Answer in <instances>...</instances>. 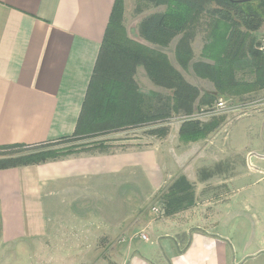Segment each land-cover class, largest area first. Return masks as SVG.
I'll use <instances>...</instances> for the list:
<instances>
[{
    "label": "crops",
    "instance_id": "0c3cea01",
    "mask_svg": "<svg viewBox=\"0 0 264 264\" xmlns=\"http://www.w3.org/2000/svg\"><path fill=\"white\" fill-rule=\"evenodd\" d=\"M113 3L0 0V146L74 132ZM231 120L208 135L206 164L195 152L199 141L177 138L168 148L162 138L139 149L0 169V254L27 255L30 264H231L230 242L214 233L212 215L225 200L194 198L172 215L153 210L175 177L192 183L200 169L220 173L226 153L216 140ZM258 260L263 250L231 262Z\"/></svg>",
    "mask_w": 264,
    "mask_h": 264
},
{
    "label": "trees",
    "instance_id": "16d2710c",
    "mask_svg": "<svg viewBox=\"0 0 264 264\" xmlns=\"http://www.w3.org/2000/svg\"><path fill=\"white\" fill-rule=\"evenodd\" d=\"M154 6H164L163 12L145 18L140 24V35L147 41L167 46L178 33L182 37L175 47V58L187 69L192 59L189 29L197 16L206 12L214 15L201 49L204 60L193 62V72L214 85L213 91L201 93L189 84L164 54L129 41L124 34L123 0H114L105 34L88 83L75 130L57 140L38 144H9L0 151L38 148L36 152L0 158V169L39 164L77 153L73 149L51 151L42 147L60 141H77L83 137L107 134L119 129L155 123L171 113L190 116L196 108L211 106L220 96L238 95L246 90L264 88V53L254 49V36L264 21V0H137ZM216 4L213 11L207 6ZM247 42V43H246ZM143 67L149 79L157 86L172 91L164 98L155 91L142 92L136 81L138 67ZM247 70L254 74L252 81L238 78L236 73ZM223 118L207 122L183 121L179 138L183 142L196 141L212 132ZM150 133L165 134L164 128ZM105 145H101L103 148ZM42 148V149H41ZM78 147H76L77 149ZM202 179L211 173L203 170ZM163 215H171L194 205V186L179 176L167 186ZM164 189L160 191L162 193Z\"/></svg>",
    "mask_w": 264,
    "mask_h": 264
},
{
    "label": "rangeland",
    "instance_id": "374dc122",
    "mask_svg": "<svg viewBox=\"0 0 264 264\" xmlns=\"http://www.w3.org/2000/svg\"><path fill=\"white\" fill-rule=\"evenodd\" d=\"M123 2V35L129 41L164 54L169 63L181 73L182 77L189 84L197 87L201 93L214 90L213 83L207 79L199 78L191 67L193 62L204 60L201 56V49L214 15L210 12L198 15L193 26L189 29L188 35L193 54L187 69H184L175 58V47L178 40L182 37L181 33L173 37L167 46L151 43L143 39L139 33L141 22L152 14L163 12L165 7L139 3L137 0H123ZM216 8L217 5L214 3L207 6L210 11ZM252 36H254V49L262 53L258 50V46L261 39L264 38V21L259 30ZM253 73L251 74L249 70L243 73L241 70L236 73V76L249 82L254 78L255 72L253 71ZM135 81L139 89L144 93L155 91L164 98L166 96L170 97L172 94L171 90L155 85L141 66L136 70ZM219 99L225 102L226 108L233 107V110L209 116V107L196 108L197 102H195L193 113L190 116H184L185 114L181 112H174L164 120L155 123L150 122L149 124L123 128L107 134L83 137L77 141H60L42 148L51 151L74 148V151H79L82 154L98 151L117 152L147 147L162 140H164L163 143H165L166 147L169 148L175 145L174 141L177 142L179 129L183 121L207 122L211 118H225V121L232 119L225 126V133H222L221 137L216 140L222 144L226 153V159L220 162L219 165L217 164L220 173L214 171L213 168L206 169L211 173V176L208 181L206 180L205 184H201L203 186L201 187L202 190L198 191L197 195L196 185L201 181L202 172L205 169L198 171L196 181L192 182V184L194 186V198L197 201L204 202L206 199L210 202L225 200L222 207L216 210L215 208L213 209V220L216 222L214 233L228 238L231 245L228 249V256L231 261L234 260L233 262H235L245 252L253 250L264 251V88L246 90L245 93L238 95L220 96L214 102L216 103ZM238 117L239 119H235ZM157 127L164 128L165 134L156 136L150 133ZM210 133L196 140L199 143H196L195 152L198 155L199 162L203 161V164H206L205 161L208 160V135ZM223 136L225 137L223 138ZM180 142L190 143L195 141L183 142L180 140ZM101 145L105 146L101 148ZM76 147L78 148L76 149ZM37 149H28V152L26 149L4 150L0 151V158L2 156L14 157L21 152L32 153L36 152ZM215 151V148H213L210 152L215 153ZM232 176H234L232 180L224 183L225 180ZM219 180H224V182L220 183ZM172 182L170 181L166 184L162 193L159 192L153 201L154 205L158 207V211H161L160 213L158 212L159 215L165 211L163 201L168 189L166 187ZM189 182L191 183V181ZM145 235L150 241L153 240V235L149 231H146ZM3 253H1L2 255L0 254V264H30L27 255L11 252L8 249ZM231 261L230 263L232 264L233 262ZM245 264H264V262L258 260L249 261Z\"/></svg>",
    "mask_w": 264,
    "mask_h": 264
},
{
    "label": "built area",
    "instance_id": "2783aa9c",
    "mask_svg": "<svg viewBox=\"0 0 264 264\" xmlns=\"http://www.w3.org/2000/svg\"><path fill=\"white\" fill-rule=\"evenodd\" d=\"M258 50L261 51L262 53H264V38H262L261 41L259 42ZM232 110H233V107L226 108L225 102H223V100L219 99L215 103V106L213 108L211 107L208 109V115L212 116V115H216V114L221 113V112H227V111H232ZM153 210L157 213L161 212V211H158V207H153ZM141 237L145 238V235H141Z\"/></svg>",
    "mask_w": 264,
    "mask_h": 264
},
{
    "label": "water",
    "instance_id": "95a60500",
    "mask_svg": "<svg viewBox=\"0 0 264 264\" xmlns=\"http://www.w3.org/2000/svg\"><path fill=\"white\" fill-rule=\"evenodd\" d=\"M233 1H239V2H241V1H246V0H233Z\"/></svg>",
    "mask_w": 264,
    "mask_h": 264
}]
</instances>
